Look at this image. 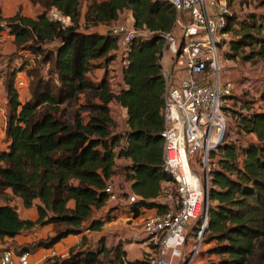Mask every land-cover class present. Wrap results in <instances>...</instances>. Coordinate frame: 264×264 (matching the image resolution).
<instances>
[{
  "label": "trees",
  "instance_id": "16d2710c",
  "mask_svg": "<svg viewBox=\"0 0 264 264\" xmlns=\"http://www.w3.org/2000/svg\"><path fill=\"white\" fill-rule=\"evenodd\" d=\"M31 1L43 9L36 18L20 11L10 18L0 17L5 22L0 32L7 30L14 36V53L27 50L34 55L33 65L25 60L8 75L6 135L10 144L0 153V239L52 224L51 235L20 245L16 252L51 248L69 235L82 234L67 257H53L49 264H149L143 259L129 262L121 243L107 247L100 238L95 247L87 246L83 233L102 229L105 220L92 219L93 210L105 204L104 187L119 172L133 182L139 197L135 216L139 207L159 211L164 207L151 201L160 195L162 183L171 180L162 167L161 34L173 27L176 11L159 0H89L81 29V0ZM53 8L69 17L71 24L62 28L50 19L47 14ZM127 11L133 27L151 35H138L131 41L127 65L121 70L123 85L115 90L108 73L98 82L87 73L115 60L117 38L90 29L111 24ZM232 25L228 21L225 31ZM260 30L254 22L241 24L240 38L231 43V50L237 54L250 46L252 56L264 58ZM50 43L57 48L48 47ZM18 70H24L28 78L30 97L23 103L14 87ZM260 99L264 102V93ZM112 102L126 110L122 131L114 130ZM238 124L239 133L255 141L241 151V164L235 144L221 147L223 155L211 179L205 229L209 240L217 242L213 253L219 259L210 264H264V109L241 115ZM119 158L131 163L118 167ZM15 197L25 207L39 201L37 220L19 217L10 204Z\"/></svg>",
  "mask_w": 264,
  "mask_h": 264
},
{
  "label": "built area",
  "instance_id": "2783aa9c",
  "mask_svg": "<svg viewBox=\"0 0 264 264\" xmlns=\"http://www.w3.org/2000/svg\"><path fill=\"white\" fill-rule=\"evenodd\" d=\"M159 1L170 4L176 11L173 27L161 34L160 55L165 85L160 132L162 167L171 180L162 183L160 197L154 199L164 205V210L142 221L141 234L153 247L142 259L149 264H195L208 224L212 174L218 166L221 147L225 145L229 99L237 90L233 79H221V50H225V29L231 13L228 0ZM47 15L62 28L71 24L69 17L54 8ZM83 24H80L81 29ZM0 27H5V22L0 21ZM108 31L117 38L114 54L121 74L127 65L133 38L148 36L151 32L136 30L121 22L109 24ZM174 45L176 52L167 58L166 49ZM51 46L57 47L50 43L48 47ZM18 53L26 56L18 66L25 60L33 65L34 55L30 51ZM254 86L255 82L247 79L239 88L251 90ZM14 87L19 95L21 88L28 87V78H16ZM9 144L6 110L0 108V153L6 151ZM104 191L106 201L113 206L127 204L135 208L139 200L136 194L123 195L112 181L106 183ZM191 225L195 239L194 244L189 245L185 242L189 236L187 228ZM56 255L50 252V256ZM29 256V251L16 252L0 246V264H29Z\"/></svg>",
  "mask_w": 264,
  "mask_h": 264
},
{
  "label": "crops",
  "instance_id": "0c3cea01",
  "mask_svg": "<svg viewBox=\"0 0 264 264\" xmlns=\"http://www.w3.org/2000/svg\"><path fill=\"white\" fill-rule=\"evenodd\" d=\"M0 17L10 18L13 17L18 11L28 18H36L43 9L38 4H33L31 0H0ZM123 15L131 16L130 12L122 13ZM121 14V15H122ZM121 17V16H120ZM120 17L115 21L119 22ZM84 23V13L81 12L80 24ZM114 23V22H113ZM105 28V31H101V28ZM109 26L100 24L94 28H91L90 31H96L98 33H106ZM16 47L14 45V36L9 34L7 30L0 32V107L3 110H6L7 95L6 88L8 83V75L16 70L18 65L21 63V59L18 60L15 55ZM18 55H20L18 53ZM168 58L169 55H166ZM102 60L94 61L93 64L101 63ZM92 69V68H91ZM107 70H110L109 77L111 88L119 89L122 87V77L120 71L118 70V61L112 60L106 66H102V63L97 65L87 73L88 78L93 82L100 81ZM18 70L16 73V78L18 77H27L24 71ZM92 71V73H91ZM15 81V80H14ZM19 96V101L23 103L25 100L29 99L30 94L28 87L23 93ZM112 108V117L115 121V115L113 110H117L118 117L120 116L121 120H125L126 110L121 106L117 105L115 102L111 103ZM126 125H124L125 129ZM254 138V137H253ZM131 160L125 158L116 159V165L121 167L124 164H130ZM115 188L122 192L123 195L128 196L135 194L132 188V181L125 179L124 175L119 172L114 175L111 179ZM160 195L155 198L159 199ZM154 201V199H152ZM151 200V201H152ZM159 202V201H158ZM11 205L16 207V212L19 217L23 220L35 221L38 218L37 205L39 204L38 200H34L33 204L30 207H25L20 198L15 197ZM73 204V203H72ZM160 204V202L158 203ZM162 205V204H161ZM72 206V205H71ZM134 209L127 204L120 206H113L110 202H105L100 208L93 210L92 219H102L105 220L104 225L100 231H85L83 234L86 235L88 239L87 246L95 247L100 238L104 239V243L107 247L114 246L118 243H121L123 249L126 252V259L130 261H136L142 259V257L152 251L150 242L147 238L143 237L141 234V225L145 217L154 215L155 213H161L164 210L159 211L157 208H146L142 207L138 209V215H134ZM52 224L45 225H36L29 229H22L19 234L14 237H4L0 239V246L9 247L10 249L17 251L20 245L31 243L36 239L46 238L52 234ZM82 234L79 235H69L58 243H56L51 248H39L30 252L29 264H49L50 260L53 257L65 258L68 256L69 249L79 242ZM205 249V247H204ZM56 252V256H50V252ZM204 256H207V254ZM213 256L199 257L196 258V264H207L206 259H210ZM206 258V259H204Z\"/></svg>",
  "mask_w": 264,
  "mask_h": 264
},
{
  "label": "rangeland",
  "instance_id": "374dc122",
  "mask_svg": "<svg viewBox=\"0 0 264 264\" xmlns=\"http://www.w3.org/2000/svg\"><path fill=\"white\" fill-rule=\"evenodd\" d=\"M88 2L89 0H81L80 2L81 12H83L84 14L86 12ZM228 4L231 13V16L228 21L233 22V25L231 29L226 32V36L224 38L223 45H226L225 50H221V79L224 80V78L226 77L233 79L235 81L237 90L235 92V95L230 97L229 99V107L227 108L226 114L227 129L225 144H235L238 147V150L240 151L238 163L241 164V162H243V156L241 151L247 146L249 142H254L255 138L245 133H239L238 123L241 115L244 116L248 113L254 111L258 112V110L264 109V102L260 99V94L264 93V58H260L257 55L252 56L250 54V46H245L243 50L239 49L238 53L235 54L231 50V43L235 44L239 40L240 37L238 35V32L240 30V25L243 23H256V25L259 26L261 29L259 36L264 37V0H228ZM120 16L121 17L119 22L124 23L127 26H133L132 16H127L123 14ZM107 26H109V24ZM101 31H105V28L102 27ZM175 52V45L171 48L166 49V55L174 54ZM245 54L250 55L251 58L244 60L242 57ZM15 55L17 56L18 60H22L24 57H26L25 54ZM93 68L95 67H92V69ZM109 72L110 70H107L108 77H113L112 75H110ZM247 79H250V81L255 82L254 88L251 90L239 88L242 83ZM25 90L26 87L21 88L19 90V95H21ZM113 112L116 118L114 122V130L122 131L124 128L123 120H121L120 116L118 117L117 110L114 109ZM222 155L223 153L220 151L219 157L221 158ZM121 168L120 170H122ZM171 194L174 196V191H171ZM71 205H73L72 202H70V206ZM187 232L189 236H187V241L185 243H189V245H192L194 244L193 241L195 239L192 238V234L194 233V227L192 225L189 226L187 228ZM202 237V244L200 246V250L196 258L199 259V257H201L203 259V257L212 255V258L204 259H206L205 261L207 264L215 262L219 259V255L213 253V249L216 247L217 244L216 240H209L210 234L208 232L204 233ZM204 254H207V256H204Z\"/></svg>",
  "mask_w": 264,
  "mask_h": 264
},
{
  "label": "water",
  "instance_id": "95a60500",
  "mask_svg": "<svg viewBox=\"0 0 264 264\" xmlns=\"http://www.w3.org/2000/svg\"><path fill=\"white\" fill-rule=\"evenodd\" d=\"M107 33H109L110 34V31H108ZM57 48V47H56Z\"/></svg>",
  "mask_w": 264,
  "mask_h": 264
}]
</instances>
